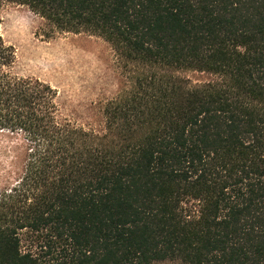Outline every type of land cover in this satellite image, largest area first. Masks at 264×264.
I'll return each instance as SVG.
<instances>
[{
	"label": "trees",
	"instance_id": "trees-1",
	"mask_svg": "<svg viewBox=\"0 0 264 264\" xmlns=\"http://www.w3.org/2000/svg\"><path fill=\"white\" fill-rule=\"evenodd\" d=\"M6 3L138 69L85 130L0 35V264H264V0Z\"/></svg>",
	"mask_w": 264,
	"mask_h": 264
},
{
	"label": "rangeland",
	"instance_id": "rangeland-1",
	"mask_svg": "<svg viewBox=\"0 0 264 264\" xmlns=\"http://www.w3.org/2000/svg\"><path fill=\"white\" fill-rule=\"evenodd\" d=\"M26 6L6 3L0 10V35L12 46L16 71L57 92L62 114L85 130L101 131L105 103L129 87L138 68L122 67L112 47L88 33H54ZM196 82L205 76L181 74Z\"/></svg>",
	"mask_w": 264,
	"mask_h": 264
}]
</instances>
